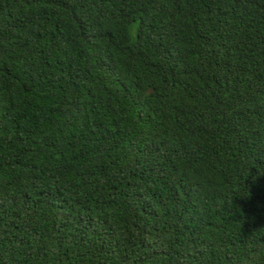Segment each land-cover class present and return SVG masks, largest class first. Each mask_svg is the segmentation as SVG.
<instances>
[{
    "label": "trees",
    "instance_id": "16d2710c",
    "mask_svg": "<svg viewBox=\"0 0 264 264\" xmlns=\"http://www.w3.org/2000/svg\"><path fill=\"white\" fill-rule=\"evenodd\" d=\"M0 264H264V0H0Z\"/></svg>",
    "mask_w": 264,
    "mask_h": 264
}]
</instances>
